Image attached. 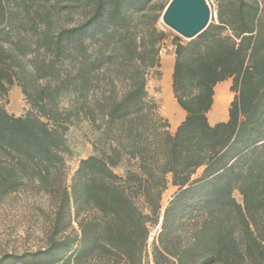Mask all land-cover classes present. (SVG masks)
<instances>
[{
    "label": "trees",
    "instance_id": "16d2710c",
    "mask_svg": "<svg viewBox=\"0 0 264 264\" xmlns=\"http://www.w3.org/2000/svg\"><path fill=\"white\" fill-rule=\"evenodd\" d=\"M168 1L0 0V204L39 198L45 225L0 264H264V0H210L190 41L159 26ZM169 41L174 132L151 91ZM226 81L228 118L211 124ZM14 85L25 116L2 104ZM81 121L93 153L68 184Z\"/></svg>",
    "mask_w": 264,
    "mask_h": 264
},
{
    "label": "rangeland",
    "instance_id": "374dc122",
    "mask_svg": "<svg viewBox=\"0 0 264 264\" xmlns=\"http://www.w3.org/2000/svg\"><path fill=\"white\" fill-rule=\"evenodd\" d=\"M207 1L210 4V0ZM169 2L170 0L168 3ZM213 16H215L214 12ZM159 26L165 28L172 36H179L177 33L167 28L161 19ZM179 37L182 38L181 36ZM182 39L185 40L184 38ZM173 59V46L169 41L163 52L162 72L163 62ZM163 77L161 81L151 83V91L160 101L161 113L169 120L171 131L174 132L180 124L177 123L174 127L173 124H171L173 113L171 112L170 103L175 104L176 101L173 93L170 96L171 98L167 99L163 86ZM223 84L228 87L229 93L232 95L231 103L234 98V94L230 91L231 83L226 82ZM2 104L10 114L18 117L25 116L29 111V107L25 102L21 89L17 85L10 88L8 96L2 101ZM175 116L176 115H174V117ZM184 118L185 116L179 121V123H181ZM92 138L93 135L87 122L81 121L70 126L67 133L69 154L65 156V176L68 184H70L78 168L79 161L92 155ZM174 192L175 189L173 187H169L165 192L163 196L164 205H166ZM237 199L241 201V197L238 195ZM41 206H43L41 199L26 196L24 194L12 195L0 204V258L5 254L20 255L26 251H35L42 245V234L45 225L40 213Z\"/></svg>",
    "mask_w": 264,
    "mask_h": 264
},
{
    "label": "water",
    "instance_id": "95a60500",
    "mask_svg": "<svg viewBox=\"0 0 264 264\" xmlns=\"http://www.w3.org/2000/svg\"><path fill=\"white\" fill-rule=\"evenodd\" d=\"M212 16L207 0H170L161 20L167 28L190 41L208 28Z\"/></svg>",
    "mask_w": 264,
    "mask_h": 264
},
{
    "label": "bare ground",
    "instance_id": "6f19581e",
    "mask_svg": "<svg viewBox=\"0 0 264 264\" xmlns=\"http://www.w3.org/2000/svg\"><path fill=\"white\" fill-rule=\"evenodd\" d=\"M174 59L163 62V86L165 89V95L167 99H170L172 94V73H173ZM169 67V68H168ZM232 99V95H230L228 87L226 85H221L216 88V96H215V105L211 113L209 114L210 123H214L219 119H227L228 118V109L230 105V101ZM171 112L173 113V118L171 124L176 126L179 121L185 116V113L181 110V108L175 104L170 103ZM174 115H176L174 117Z\"/></svg>",
    "mask_w": 264,
    "mask_h": 264
},
{
    "label": "crops",
    "instance_id": "0c3cea01",
    "mask_svg": "<svg viewBox=\"0 0 264 264\" xmlns=\"http://www.w3.org/2000/svg\"><path fill=\"white\" fill-rule=\"evenodd\" d=\"M226 82H230V83H231V81H226ZM226 82H223V83H226ZM223 83L218 84L217 87H218V86H221V85H224ZM217 87H216V88H217ZM216 88H215V96H216ZM214 105H215V97H214ZM214 105H213V108H214ZM213 108H212V110H213ZM212 110H211V111H212ZM211 111H210V113H211ZM210 113H209V114H210ZM209 114H208V119H209ZM219 120H222V121H219ZM219 120H217L218 122H217V121H214V123L216 124V123H219V122H223V121H226L227 119H219ZM209 121H210V120H209ZM211 124H213V123H211Z\"/></svg>",
    "mask_w": 264,
    "mask_h": 264
}]
</instances>
